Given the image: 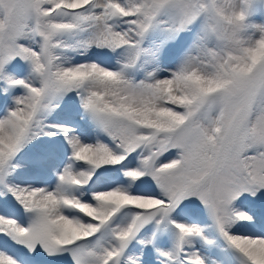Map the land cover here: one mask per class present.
Returning <instances> with one entry per match:
<instances>
[{"label": "snow or ice", "instance_id": "snow-or-ice-1", "mask_svg": "<svg viewBox=\"0 0 264 264\" xmlns=\"http://www.w3.org/2000/svg\"><path fill=\"white\" fill-rule=\"evenodd\" d=\"M0 113V264H264V0H0Z\"/></svg>", "mask_w": 264, "mask_h": 264}, {"label": "rangeland", "instance_id": "rangeland-1", "mask_svg": "<svg viewBox=\"0 0 264 264\" xmlns=\"http://www.w3.org/2000/svg\"><path fill=\"white\" fill-rule=\"evenodd\" d=\"M0 115H2V113H0ZM34 145H35V142H34ZM34 145H30L29 148L25 150L26 154H30L34 150ZM197 204H199V201H197ZM200 207L202 209V205H200ZM188 222L197 223L200 226L205 227V228H208V226L211 225L212 223L206 211H202L198 218H188ZM208 236L210 239H214L216 244L219 245L221 249H228L227 242L223 239L222 236L219 235L217 230L208 228ZM213 259H215V256H213ZM49 264H58V262L50 261Z\"/></svg>", "mask_w": 264, "mask_h": 264}]
</instances>
